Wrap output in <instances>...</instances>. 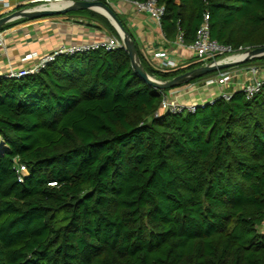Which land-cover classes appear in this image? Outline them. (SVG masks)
Segmentation results:
<instances>
[{"label":"trees","instance_id":"trees-1","mask_svg":"<svg viewBox=\"0 0 264 264\" xmlns=\"http://www.w3.org/2000/svg\"><path fill=\"white\" fill-rule=\"evenodd\" d=\"M159 1L171 40L192 43L208 13L213 38L264 45V0ZM64 14L121 38L99 11ZM118 15L152 76L205 63L156 67ZM239 64L263 66L264 55ZM217 72L156 88L121 46L0 75V264H264V84L156 115L164 94Z\"/></svg>","mask_w":264,"mask_h":264},{"label":"crops","instance_id":"crops-1","mask_svg":"<svg viewBox=\"0 0 264 264\" xmlns=\"http://www.w3.org/2000/svg\"><path fill=\"white\" fill-rule=\"evenodd\" d=\"M109 1L114 10L123 15L133 29L139 47L150 63L156 66L153 55L160 50H168L170 57L178 61L179 67L197 60L194 50L188 44L180 43L177 39H169L161 24L148 13L140 11L133 1ZM12 22H14L13 25L2 30L5 43L4 46H0V75L8 69L10 63L21 65V57L30 51L44 53L61 43L91 38L101 39L113 35L109 29L98 26L99 21L79 15L55 14L28 19L19 17ZM250 65L252 64L233 66L237 75L226 86L218 83L206 85L202 79L173 90L171 93L187 103L211 101L222 92L238 90L244 82H247L251 76Z\"/></svg>","mask_w":264,"mask_h":264},{"label":"built area","instance_id":"built-area-1","mask_svg":"<svg viewBox=\"0 0 264 264\" xmlns=\"http://www.w3.org/2000/svg\"><path fill=\"white\" fill-rule=\"evenodd\" d=\"M72 1L73 0H0V17L22 7L40 4L53 7L57 3L60 5L55 8H60L72 3ZM131 1L136 4L140 11L148 13L153 19H155V21L161 24L162 17L166 11L165 4L160 3L159 0ZM209 18L210 15L206 13L203 23L197 29L195 40L188 44L194 50L197 60H203L205 62L204 64H207L210 62L232 61L244 57L245 50H235L232 45L223 43L219 39L211 36ZM177 41L184 43L183 32L179 33ZM4 43V32L0 30V46H4ZM123 45L122 38H119L114 34L101 39L91 38L69 43H61L48 52L41 53L38 51H30L26 53L21 57V65L10 63V66L2 75L8 78L26 77L42 71L59 56L64 54H77L100 48L112 50ZM153 58L155 59L156 66L160 69L179 67L178 61L170 57L168 50L154 52ZM233 66H230L227 69H220L216 74L206 77L203 79L204 83L206 85L213 83H218L221 86L228 85L237 75V71ZM249 71L251 73L250 79L247 82H244L239 89L243 90L248 97H251L259 92L264 84V65L260 66L252 64L249 66ZM232 93L233 92H222L219 96L231 98ZM206 102L207 101L199 103L183 102L178 99L176 94L170 92L164 94L160 109L156 112V115L159 116L165 111L177 113L187 111L195 112L199 104H205ZM18 165V180L22 181L24 179V174L27 171V166L24 163H18Z\"/></svg>","mask_w":264,"mask_h":264},{"label":"water","instance_id":"water-1","mask_svg":"<svg viewBox=\"0 0 264 264\" xmlns=\"http://www.w3.org/2000/svg\"><path fill=\"white\" fill-rule=\"evenodd\" d=\"M86 8L99 11L111 19L112 23L116 26V28L118 29L121 35V38L124 43L123 46L128 50L130 54L135 71L142 78H144L147 81V83H149L150 85L156 88H160V89L171 88L179 85L180 83L187 82L197 77L206 75L210 72L239 64L252 57L264 55V45L253 48H247L245 50L244 57L240 59H236L232 61H221L216 63L210 62L195 67L184 73H181L170 80L158 79L152 76L143 65L140 56L138 54V50L134 38L131 32L126 28L124 22L122 21L118 13L114 10V8L110 5V3H107L103 0H73L72 3L60 8L43 6L42 4L22 7L7 15L0 17V28L4 26L6 23L11 22L19 17L37 18V17L50 16L55 14H64L70 10H78V9H86Z\"/></svg>","mask_w":264,"mask_h":264},{"label":"bare ground","instance_id":"bare-ground-1","mask_svg":"<svg viewBox=\"0 0 264 264\" xmlns=\"http://www.w3.org/2000/svg\"><path fill=\"white\" fill-rule=\"evenodd\" d=\"M59 5H60V4H57V3H56L53 7H57V6H59ZM61 5H62V4H61ZM99 8H100V7H99ZM100 9H101V8H100Z\"/></svg>","mask_w":264,"mask_h":264},{"label":"rangeland","instance_id":"rangeland-1","mask_svg":"<svg viewBox=\"0 0 264 264\" xmlns=\"http://www.w3.org/2000/svg\"><path fill=\"white\" fill-rule=\"evenodd\" d=\"M246 50V49H245ZM244 51V50H243ZM263 229H264V227H263Z\"/></svg>","mask_w":264,"mask_h":264}]
</instances>
